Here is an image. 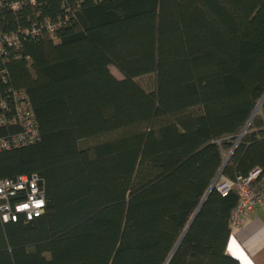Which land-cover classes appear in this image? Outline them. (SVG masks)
<instances>
[{"label":"trees","instance_id":"obj_1","mask_svg":"<svg viewBox=\"0 0 264 264\" xmlns=\"http://www.w3.org/2000/svg\"><path fill=\"white\" fill-rule=\"evenodd\" d=\"M34 1L1 27L61 29L21 45L0 91L27 94L41 139L0 152V179L41 177L45 210L0 220V264H165L209 190L169 264H238V198L211 186L264 183V0Z\"/></svg>","mask_w":264,"mask_h":264},{"label":"built area","instance_id":"obj_2","mask_svg":"<svg viewBox=\"0 0 264 264\" xmlns=\"http://www.w3.org/2000/svg\"><path fill=\"white\" fill-rule=\"evenodd\" d=\"M34 0H0V20L4 13L15 14L24 6H35ZM63 8L64 6L61 5ZM36 15H39L37 11ZM28 26L6 30L0 25V82L5 83L7 63L21 59L19 48L25 41L38 36L55 39L62 20L53 22L49 17L28 18ZM28 59V57H26ZM0 128H11V133L0 137V152L29 147L40 142L38 123L32 111L30 99L22 90L0 91ZM258 169L249 172L246 178L235 181L219 178L215 187L225 196L229 190L236 193L238 203L228 223L230 234L240 229L256 210H264V183L256 184ZM45 210V183L38 175H20L16 179H0V220L3 223L18 222L23 218L32 221Z\"/></svg>","mask_w":264,"mask_h":264},{"label":"crops","instance_id":"obj_3","mask_svg":"<svg viewBox=\"0 0 264 264\" xmlns=\"http://www.w3.org/2000/svg\"><path fill=\"white\" fill-rule=\"evenodd\" d=\"M226 253L238 264H264V210H256L240 229L230 234Z\"/></svg>","mask_w":264,"mask_h":264},{"label":"water","instance_id":"obj_4","mask_svg":"<svg viewBox=\"0 0 264 264\" xmlns=\"http://www.w3.org/2000/svg\"><path fill=\"white\" fill-rule=\"evenodd\" d=\"M262 103H264V97H262L260 103L258 104L257 108L255 109V111L253 112V116L254 117L257 114L258 109L261 107ZM249 122L247 123V126L243 129V131L241 132V134L239 135V138L247 131V128L249 127ZM228 159V158H227ZM227 159L224 161V163H226ZM220 178V175L218 174L216 180L213 182V185L211 186L212 188L215 185V182ZM211 188V189H212ZM210 192V190L207 192V194L202 198V202L199 205V207L196 209L195 214L191 217V220L189 221V223L187 224L188 226L186 227V229L183 231L182 235L180 236V240L178 241V243L176 244V246L174 247L172 253L170 254L169 258L167 259L165 264H169V260L172 257V255L174 254V252L176 251V248L179 246L180 241L183 239V236L185 235V233L187 232V230L190 228L192 221L194 220V218L196 217V215L198 214V211L200 210V208L202 207L203 203L205 202V198L208 195V193Z\"/></svg>","mask_w":264,"mask_h":264},{"label":"rangeland","instance_id":"obj_5","mask_svg":"<svg viewBox=\"0 0 264 264\" xmlns=\"http://www.w3.org/2000/svg\"><path fill=\"white\" fill-rule=\"evenodd\" d=\"M109 71L117 80H122V76L112 66L109 68ZM135 82H137L141 86V88L146 92L152 91L155 87L154 75L136 78ZM90 143H81V145L86 147Z\"/></svg>","mask_w":264,"mask_h":264}]
</instances>
